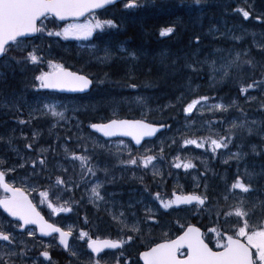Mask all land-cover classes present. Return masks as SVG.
Returning <instances> with one entry per match:
<instances>
[{"label":"snow or ice","instance_id":"snow-or-ice-1","mask_svg":"<svg viewBox=\"0 0 264 264\" xmlns=\"http://www.w3.org/2000/svg\"><path fill=\"white\" fill-rule=\"evenodd\" d=\"M118 2H123L125 9H136L142 5L139 0H0V61L4 62L6 67H11L8 61L15 60L16 64L27 66V64L44 63L42 57L36 53L37 48L28 50L29 38L40 34L41 36L46 33L48 37H63L65 40L70 37L75 39H88L93 33L99 29L101 32L106 29H119L120 25L112 19L100 20L96 14V10H107L109 7H114ZM193 3L199 5L202 0H193ZM241 13L243 18L247 20L251 12L244 9H236ZM88 14L91 17L86 23H68L61 30H55L58 26L55 20H49V17H55L59 21H67L70 18L75 20L84 17ZM48 21L53 25L52 29L48 28ZM212 30L210 29V32ZM159 35L161 37H172L176 35V28L168 26L160 29ZM190 44H195L197 47L200 44V37L197 35ZM262 53H264V42L258 44ZM13 50L21 53L20 59L10 57L9 53ZM104 56L98 57L101 63H107L113 59V50L109 47H104ZM118 53H126L119 58L126 62L138 61L139 56L136 51H130L120 46L117 50ZM195 57V53L193 54ZM167 54L160 53V63L166 75H173L183 70H190L194 74H199L204 71V66H208L210 77L213 81L219 76L221 80L226 78H233V73L239 83V92L244 95L245 101L255 100V97L248 95L250 90L261 89L264 90V64L256 62L253 58L249 57V53L236 52L232 56L229 51V57H220L219 65L216 60H209L207 57L203 60L188 57L184 58L183 64H178L176 59L170 63H165ZM49 71H41L40 75L35 79L40 81L41 88L58 89L61 91L84 92L94 83L102 84L104 80L89 78V75L79 74L78 72L70 71L61 63H55L49 59L46 61ZM245 66L251 70L257 67L261 69V79L257 80L254 77H248L251 82L241 75ZM134 67V65H133ZM151 71V68L148 69ZM129 80L133 79L132 69L128 73ZM107 74H105V77ZM128 87L135 88L136 85L129 83ZM139 99V98H138ZM178 101L180 98H177ZM210 100L208 96H200L199 99H194L183 107V112L191 114L197 105L207 104ZM240 106L236 101L231 104L225 105L223 103L213 104L211 110H220L227 112L229 108ZM53 117L64 119V112L56 111L55 105H44ZM243 112V109H240ZM31 116V113L29 114ZM115 116V113H114ZM19 123L25 124L28 121L20 120ZM217 123H223L219 121ZM256 121L250 123L247 119L237 123L233 121L231 127L226 130L224 134H215L213 138L212 129L209 128L210 133L207 137L186 138L185 133H181L182 143L181 149L188 145H194L197 149H204L208 151L211 148V153L216 154L219 149H226L229 151L230 159L240 161L244 159L248 153L238 151L232 153L229 145L233 144L234 137L239 133L246 130L249 135L256 133L260 135V144L251 145V153L264 159V127L260 129L255 128ZM90 128L97 132L103 133L105 137H131L136 145H141L144 137H152L162 128L169 129L171 125L161 123L159 127L155 124L148 122L146 118L141 119H109L107 123H92ZM199 131V130H197ZM195 135V133H192ZM36 134H33V142L25 145L26 149L33 151V144L35 142ZM4 137H0L3 140ZM27 139V138H25ZM78 139H83L82 137ZM7 143L11 144V138ZM177 141L173 138L172 144ZM142 146V145H141ZM171 147V145H169ZM243 147V146H241ZM259 149V150H258ZM13 151H16L13 149ZM109 151L111 149L109 148ZM121 151L119 145L117 146V153ZM88 149L84 148L85 154H77L75 151H69L65 148V159L73 163L72 172L79 176V181L68 177L69 169L62 165H55L49 167V154L55 153V149L40 148L36 156H29L28 158L20 157V162L10 163L9 160L0 158V189L3 194L0 195V208L13 219L0 220V242H3L5 251L0 252V264H53L49 248L53 247L52 244H43L39 242L38 255H33V249L38 247L35 242L36 231L29 228V225H36L39 228L41 236H53L58 234L59 245H62L64 250L67 251L75 260L70 261V264H102L104 256L101 255L104 249H124L127 244L129 247L136 240H141L144 235V230L141 224L147 225L151 231L154 227H168L171 229L175 227L176 231L180 234L176 235L173 239L170 236V231H162L161 240L159 242L153 241L154 246H148V249L139 252V259L143 264H264V202L252 203L249 206L247 196H238L234 191L239 189L242 193L251 195L257 191L258 188L264 187V165L261 170L249 171L245 168L243 174L237 170L230 185L226 184L224 193L218 196H213L208 190V185H203V191H192L189 194H176L171 193V198H165L161 192L157 191L153 194V198L159 201L161 208L165 210L163 214L154 212L151 208H145V215L142 220H135L132 223L127 222L124 212H119L118 215L113 214L112 220L120 225V232L126 237L125 239L118 240H94L92 236L83 229H77L74 225H68L67 229L58 227L55 223H49L44 219L36 205L28 199L25 191L20 187L14 186V183H9L8 179L15 180V177L10 175L17 171V168H26L30 166V171L33 177L39 180L43 177L46 183L37 186L31 180H22L21 183H27L32 191L38 192L41 202L47 203L51 213H71L73 211L72 204L75 203L71 198L64 199L68 192L81 186V182L87 184L86 177L91 175L96 176L97 167L92 164V156L87 154ZM164 148L161 147L159 153L153 152L151 148H144L143 152L137 149L134 154L132 149L127 150V159L121 160V163L132 165L135 167H143L148 169L150 166L155 168L154 161L163 159ZM17 155L19 153L17 152ZM79 162V172H76L75 162ZM225 164L229 160H224ZM171 167L176 169L183 168L185 170L194 169L196 165L191 161L182 162L181 157L177 155L173 158ZM160 175L161 184L166 183L162 173L153 172V176ZM141 181L143 178L141 177ZM255 181L256 187L253 186ZM102 185L97 183L91 187L92 193L91 202L103 201L104 197L98 190ZM196 189L201 186L197 184ZM41 188L43 190H41ZM147 190V186H145ZM238 203L230 206L231 210H224L218 207L220 200L227 202L230 198H237ZM62 201V202H61ZM181 205L191 206L185 208L183 211H192L199 209L201 215L204 212L208 213L209 225H205V230L202 231L201 227H197L188 222L187 217L184 222H181L177 217L174 221H163L158 218V215H171L167 210L179 209ZM213 205H216L214 208ZM131 207V205H129ZM260 208L261 211L257 214L256 209ZM135 214H133L134 216ZM151 221V224H149ZM85 224L88 223L85 218ZM76 234V239L84 240L87 248L91 250L87 254V260H81V253L70 245V238ZM32 238L26 241L23 237ZM214 238V244H213ZM55 239V237H53ZM142 242V240H141ZM31 245V246H29ZM213 245V246H210ZM182 249L186 252L181 253ZM126 251V249H125ZM92 254H95L94 256ZM43 257V260L39 258ZM123 258V260H122ZM116 264H137L136 261L131 259V256L124 257L123 252L120 257H114Z\"/></svg>","mask_w":264,"mask_h":264},{"label":"rangeland","instance_id":"rangeland-1","mask_svg":"<svg viewBox=\"0 0 264 264\" xmlns=\"http://www.w3.org/2000/svg\"><path fill=\"white\" fill-rule=\"evenodd\" d=\"M50 19L51 18L49 17V20ZM89 20H91V18L85 21L70 23H86ZM47 22L48 21H45V23ZM64 26L65 25H62V28ZM62 28L55 30H61ZM94 35L95 32L88 39H75L70 37L67 40L72 43H77L75 44V47L68 48L64 47V41L66 40L63 37H48L45 33L48 42L47 44H41L40 48H44L45 50L48 49L49 52L44 56H39L43 58L45 61L44 63H29L27 66H24L18 65L10 59L8 63L11 67H6L4 62L0 61V137H4L3 140H0V158L7 159L10 163L14 164L20 162V157L28 158L29 156H36L40 148L47 149L51 146V148L55 149V153L49 154V167L62 165L69 169L67 174L68 177L79 181V176L72 172L74 166L73 163L65 159V148L69 149V151H75L77 154H85L84 148L86 147L88 149L87 154L92 156V164L97 167L96 176L93 177L90 174L87 175L86 180L88 183L85 184L81 182V186L76 194L74 189L72 192H68L64 196V199L71 198L72 200H77V202L72 204L73 208L80 207V209L84 210L82 207L84 206L89 209L93 216L91 215V223L87 224L84 222L85 219L79 217L75 212L68 217H66L68 213L64 212L55 214L51 213L47 203L41 202L39 193L32 191L27 183H21L22 180L26 179L31 180L37 186L46 183L43 177L40 178L43 181L42 183H40V179L37 181L36 178L32 176L29 166L26 168H17L16 173L10 174L15 177V180L13 181L12 179H9V183H14V186L20 187L25 191L31 197L36 207L50 222L65 228V230L68 225H74L77 229H83L88 232L93 238L113 237L117 239H125L126 237L120 232L121 226L112 220V215H118L119 212H124L127 222L132 223L135 220L143 219L146 207L151 208L158 214H163L165 210L160 207L159 201L153 198L155 192H161V195L167 199L171 197V193L174 191L176 194H189L194 190L197 192L203 191V185L205 184L208 185V190L210 192V182L212 181L213 183L216 179L214 164H219V167H222L223 171H219L220 184L212 186L211 190H222L223 193L225 185H230L238 169L241 174L244 173L245 168L249 171L255 170L256 172L261 170V166L264 165L260 161L262 158L253 155L250 150L252 144H260L261 137L256 133L249 135L246 130L239 133L237 137H234L233 144L229 145V149L232 153L238 151L248 153V155L240 161L230 159L229 151L226 149H219L216 154L211 153L210 147H208L207 152L204 149L195 148L194 145H188L181 149L180 145L182 140H176L174 134H165L155 141L147 143L139 151L143 152L144 148H151L153 152L159 153L160 148L163 147V157H168L169 161L165 162V159L154 161L156 167L152 168L150 166L148 169H144L142 166L135 167L121 163V160L127 159V150L129 148L132 149L134 154L136 153L133 146L125 141H103L101 138L90 133L84 115H87L89 118L91 114H95L100 121H106L112 118H129L127 115L137 113L139 119L142 118L143 114V118L150 121V111L144 109L150 99L148 96L131 94V97L125 96L122 99L119 96L116 98L109 97L107 98L108 101L106 102L104 110H97L94 106L86 105L87 102H90V97L83 99L84 101H82L77 98L47 95L52 98L51 102H48L41 93L43 88L40 87V81L35 79V77L43 70L39 69V66H47L48 68L46 61L51 59L55 63L63 64L65 68L75 69L78 73L84 74L86 72L96 80L101 76V73H103L102 69L105 65L112 62L114 59L107 63H101L98 60V57H103L104 52H86L84 53L85 56L90 54L92 57L85 59L82 58L83 53L76 52L85 47L83 41L91 39ZM39 41V39L36 41H28V50H32L33 46L30 47L31 44L38 43ZM262 41H264L262 36L261 38L258 37L256 41L252 40L256 48H259L258 44ZM238 43H241V41H238ZM14 52L19 51H11L9 53L10 57H13ZM238 52H242V50H238ZM206 56L211 60H216L217 65H219L220 57H229V54L225 49H216L208 50ZM206 68H208L207 65ZM49 70L50 69L48 68V71ZM219 79L220 77L217 76L216 80ZM258 89L259 88L256 90ZM236 93L239 99H235L240 103L239 101L242 100L244 95L239 91ZM153 103H158V101H154ZM217 103L228 105L226 102L224 103L221 101H218ZM217 103H210V101H208L207 104L202 102V104L197 105V107L193 109V115L196 114L193 119L195 120L203 114L200 119L204 122L207 121V123H210L212 126L213 121L218 118V120L223 121L222 124L224 125V130L230 128L233 121L239 123L245 119H247L249 123L253 120L256 121V129L264 127V119L262 116H249L239 110L232 111L231 108H229L227 112L211 110V106ZM244 103L246 104L247 102L245 101ZM46 104L55 105L56 111L64 112V119L53 117L50 113L44 115V113L48 111L44 108V105ZM85 106L89 109L85 108ZM105 111H108V116H105ZM30 113L31 116L29 115ZM163 113L164 112L161 111V109H158V116ZM20 120L28 121V123L22 124V126L19 127L21 125V123H19ZM34 133L36 134L35 142L33 144L34 150L29 151L25 148V145L33 142ZM211 134L213 135V138H215L216 132H212ZM209 135V131L201 133V136L203 137ZM80 137L83 139H78ZM9 138H11V144L7 143ZM173 138L177 141L176 144H172ZM118 145L121 149L119 153H117ZM169 145H171V147H169ZM109 148L111 151H109ZM13 149L16 151H13ZM17 152L19 155H17ZM177 155L181 157L182 162L191 161L196 167L188 170L171 167L173 158ZM226 159L229 160L228 164L224 163V160ZM75 167L76 172L78 173V161L75 162ZM137 172H140V174ZM153 172L162 173L166 183L161 184L160 175L154 177ZM146 176L148 178H146ZM208 176L209 178H207ZM141 177L143 178V181H141ZM137 180H140V188H135L136 184L134 183ZM97 183L102 185L98 190L104 197V200L97 201L94 204L91 202L92 193L90 189ZM197 184L201 186L199 189H196L195 187ZM254 184L255 181L253 182V186L256 185ZM145 186H147V190H145ZM41 190L43 189L41 188ZM234 191L238 196H247L249 206H251L252 203L258 204L264 202V190L263 192L259 191V199L256 197V192L258 190L251 195L244 194L239 189ZM2 194L3 193L0 189V195ZM229 200L238 203V197L230 198ZM129 205H131V207ZM167 211L171 213V215L163 219V221H174L177 217L185 218L191 216V211L186 212L176 209H169ZM260 211V208L256 209L258 214ZM133 214L135 215L133 216ZM161 216L162 215H158V218L162 219ZM0 220H5V216L2 213H0ZM189 223L196 224L190 221ZM149 224H151V221H149ZM141 227L144 230V235L141 238L142 242L141 240H136L132 243L131 247L126 244V250L135 251L139 254V252L148 249V246H153V241L159 242L161 240L162 231H170L171 238H175L176 235L179 234L176 230H173L174 227L171 229L168 227H164L163 229L160 227H154L151 231L147 225L141 224ZM23 239L28 241L32 238L25 236ZM35 242L38 244V247L33 249V255H38L39 242H43V244L53 245V247L49 248L53 264H70V261L75 260V258L71 257L68 252L64 253L57 246L56 239L43 240L36 235ZM71 246L81 253L82 261L87 260L86 243L84 240L76 239V234H74ZM3 251H5L3 248V242H0V252ZM133 252L130 253V256L131 259L135 261V258H132ZM114 257L117 256H105L102 264H114ZM39 259L43 260V257H40ZM44 264H48V262L45 261Z\"/></svg>","mask_w":264,"mask_h":264},{"label":"trees","instance_id":"trees-1","mask_svg":"<svg viewBox=\"0 0 264 264\" xmlns=\"http://www.w3.org/2000/svg\"><path fill=\"white\" fill-rule=\"evenodd\" d=\"M250 1L258 5L259 8H254L255 11H251V15L245 20V23L249 25L251 29H259V25L264 21V0H202L199 6H195L193 0H139L142 6L136 9H125L123 2H121L106 11L98 13L97 16L100 20L112 19L115 23L120 25V27L119 29H106L103 32L100 30L97 31L93 41L88 42L87 49L79 50L83 53L92 51L101 53L104 52L103 48L106 46L113 50L114 60L105 65L103 69H105L106 72L101 73V76L97 78L104 80V83L97 84L94 87L92 94L89 96L91 98L90 102H87L86 105L94 106L97 110H104L106 102L108 101L107 98L109 97L116 98L119 96L122 99L125 96L131 97V94L148 96L150 99L144 109L150 111V121L171 125L166 133L174 134L176 140H181V133H185L186 138L189 139L200 137L203 130L198 125L190 128L179 127L181 123L179 122L180 113L177 112L175 120L174 114H172L171 108L168 105V100L174 93H179L187 87L191 88L193 96L189 101L183 104V107L192 100L204 96V94H200L203 91L201 88L207 87L208 81L211 80L208 68H206L205 65V70L199 74H194L190 70H183L173 75H166L163 65L160 63V53L164 52L167 54L165 63H170L173 59H176L178 64H183L185 57L189 59H205L207 57L204 52L206 48L216 50L222 49V46L215 43L211 44L213 42L205 35L191 31L190 22L194 21L199 26L205 25V28L211 29L215 26L216 21H219L220 18L224 16L227 17L228 22L231 23L232 17L229 14L237 12L236 9L238 8L247 9L251 7L247 4ZM164 15L165 17H163ZM241 17L243 18L242 14ZM165 18L167 22L164 23L163 21ZM158 22L163 24H159ZM55 23L59 26L57 22ZM46 24H48L49 28H53L51 23L47 22ZM165 24H167V27L173 26L176 28L175 36L170 38L161 37L159 35L160 29L165 28ZM56 29H58V27ZM220 32L222 33L223 31ZM197 35L200 37V44L198 47L195 44H190V41L194 40ZM38 37L40 41L31 44L30 47H36L38 49L36 54L38 56H44L49 50L40 48V45L47 44L48 40L45 34L42 36L39 34ZM120 46L130 51L137 52L139 60L133 62L134 67L127 65L125 60L119 58L122 55H126V53H118L116 51ZM64 47H75V44L72 42L66 43ZM194 53L195 57H193ZM22 55H26V53H13V57L16 59H20ZM89 57L92 56L90 54H88V56L83 54L82 56L84 59ZM249 57L260 64H264V53H262L260 49L254 50L249 54ZM208 59L211 60L210 58ZM13 61L16 63L15 60ZM130 68L132 69L134 77L131 80H129L127 75ZM149 68H151L150 72L148 71ZM245 68L254 78L257 79L256 76H261V69L259 67L255 70H251L248 66H245ZM39 69L48 71L47 66H39ZM105 74H107L106 77ZM259 79L261 78L257 80ZM129 83L135 84L136 87H128L127 85ZM193 83H202L203 86L195 87L192 85ZM211 100L213 99L209 101ZM154 101H158V103H153ZM85 108L88 107L85 106ZM158 109H161L164 113L158 116ZM107 114L108 111H105V116ZM195 115L184 114V117L186 116L185 118L190 121ZM127 117L139 118L137 113L127 115ZM21 126L22 124L19 127ZM193 132L195 135L192 134ZM163 159H165V162L169 161L168 157H163ZM146 178L148 177L146 176ZM211 188L212 186L210 187V193H213L214 197L223 194L222 190H211ZM258 191L263 192V190ZM235 204L236 203L232 200L224 202L221 199L218 207L224 210H231L230 206ZM213 207L215 208L216 205H213ZM168 216L169 215H162V220ZM207 217V212H204L202 216L200 210L196 209L191 211V216H188L187 220L188 222L196 223L205 230L204 226L210 224ZM180 220L184 222L183 217H180ZM174 230H176L175 227Z\"/></svg>","mask_w":264,"mask_h":264},{"label":"bare ground","instance_id":"bare-ground-1","mask_svg":"<svg viewBox=\"0 0 264 264\" xmlns=\"http://www.w3.org/2000/svg\"><path fill=\"white\" fill-rule=\"evenodd\" d=\"M247 4L251 6L246 9L250 12L255 11L254 8H259L258 5L253 4L251 1ZM199 5L195 4V6H199ZM229 15L232 17L231 23L228 22L227 17L223 16L220 18L219 21H216L215 26L211 28L212 30L211 32H210V29L205 28L206 27L205 25L199 26L194 21L190 22V29L191 31H194L198 34L205 35L207 38L211 39V41L213 42L211 44L215 43V44L221 45L222 49H225L228 54H229V51H231L232 56H234L235 53L238 52V50H242V52L247 51L249 54L252 53L254 50H259V48H256L254 46L252 40L256 41L257 38L258 37L261 38V36H262V39H264V21H262L261 24L259 25V29H251L250 26L245 23V19L241 17L240 13L232 12ZM163 17H165V15ZM163 22L164 23L167 22V19L165 18ZM158 23L163 24L160 22ZM164 26L167 27V24H165ZM220 31H223V32L221 33ZM238 41H241V43H238ZM208 50L210 49L206 48L204 52L206 53ZM133 62L131 63L127 62V65L133 66ZM245 70L246 68H244L243 74L241 75H243L244 78L247 80V82L250 83L251 79H248V77H253V75L250 72H248V70L246 71ZM102 72L105 73L106 70L102 69ZM256 77L257 79L261 78V76L259 75ZM192 85L195 87L203 86L202 83H193ZM201 89L203 91L200 94H204V96L206 95L210 97V99H213L210 101V103H217L218 101H221L224 103L226 102L227 104H231L232 101H236L235 98L239 99V97L236 95L237 94L236 92L239 90V83H238V79L236 78L235 73H233V78H226L223 80L219 79L215 81L211 79L208 81V86L207 87L205 86ZM255 90L256 89L249 91L248 93L249 96L255 97L256 98L255 100H249L245 104L244 103L245 97L241 96L242 100L239 101L241 104L236 101V103L240 107L239 108L232 107L231 108L232 111H235V110L241 111L240 109L242 108L244 114L249 115V116L251 115L262 116L264 119V90H261V89H258L256 91ZM64 95L66 96L67 94L64 93ZM192 96H193V93L191 92V88L187 87L186 89L182 90L179 93L177 92L174 93L172 97H170L168 100V105L171 108L172 114H174L175 120H176L177 112L180 113L179 122L181 123L179 124V127L190 128L195 125H198L203 130V132H206L208 131L209 128H212V132L224 134L226 132V129L224 130V125L222 123H217L221 121V120H218V118L213 121L212 126L210 123H207V121L204 122L200 119L203 116V114L200 115L199 118L195 120L191 119L189 121L187 120V118L185 119L186 116L184 117L185 113L183 112V104L189 101L192 98ZM177 98H180V100L178 101ZM191 114H193V112ZM84 117L86 118L88 125L92 123L101 122L98 119L97 115L95 114H91L89 118L87 117V115H84ZM260 161L262 164H264V160H260ZM214 167H215V178L216 179L214 180L213 183L211 181L209 186L219 185L221 182L219 171L222 172L223 169L222 167H219V164L218 165L214 164ZM207 178H209V176ZM134 184H136L135 188L140 187V182L138 180Z\"/></svg>","mask_w":264,"mask_h":264},{"label":"flooded vegetation","instance_id":"flooded-vegetation-1","mask_svg":"<svg viewBox=\"0 0 264 264\" xmlns=\"http://www.w3.org/2000/svg\"><path fill=\"white\" fill-rule=\"evenodd\" d=\"M115 141H118V140H115ZM125 142H127V143H129V144H131L130 142H128V141H125ZM132 145V144H131ZM41 146V145H40ZM26 148V147H25ZM136 151H137V149H135ZM139 150H140V148H139ZM262 160H264V159H262ZM29 170H30V166H29ZM138 174H140V172H137ZM37 180V179H36ZM38 181V180H37ZM43 181L40 179V183H42ZM139 182H140V180H139ZM263 183V182H262ZM41 185V184H40ZM254 187H256V185L254 186ZM140 188V187H139ZM115 190H116V188H115ZM258 190H264V187H262V188H258ZM77 191L78 190H76L75 191V193H77ZM75 202H77V200H74ZM83 208H84V210H82V209H80V207H74L73 208V211L71 212V213H68L67 214V216L66 217H68L70 214H73L74 212L75 213H77L78 214V216L79 217H82L83 219H85V218H87V221H88V223H91L90 221H91V218H92V216H93V214L89 211V209L88 208H86V207H84V206H82ZM82 211V212H81ZM92 215V216H91ZM93 238V237H92ZM93 239H99V238H93ZM102 239H105V238H102ZM107 239V238H106ZM108 239H112V240H118L117 238H113V237H111V238H108ZM72 241H73V238H72V240H71V243H70V245L72 244ZM86 247V254H88V253H90V251L88 250V248H87V245L85 246ZM64 253H67V251H63ZM123 252V254H124V257H128L129 255H130V253L131 252H133V251H129V250H126L125 251V246H124V249H121V250H118V251H106V252H103V253H101V255H104L105 253H107V255H105V256H108V255H115V256H117V257H120L121 256V253ZM63 253V254H64ZM93 255V254H92ZM94 256V255H93ZM104 256V257H105ZM132 258H135V261H137L138 262V264H140V260H139V254H138V252H133V256H132ZM139 261H138V260ZM122 260H123V258H122ZM114 264H116V261H114Z\"/></svg>","mask_w":264,"mask_h":264},{"label":"water","instance_id":"water-1","mask_svg":"<svg viewBox=\"0 0 264 264\" xmlns=\"http://www.w3.org/2000/svg\"><path fill=\"white\" fill-rule=\"evenodd\" d=\"M119 3V2H118ZM98 11H102V10H96V12H98ZM86 16H88V14H85V16L84 17H80V18H77V19H75V20H73V19H69V20H67V21H59V20H57L55 17H53L55 20H57L58 22H61V23H64V22H68V21H77V20H82V19H84ZM37 35V34H36ZM35 37V36H34ZM31 38H33V37H31ZM71 71V70H70ZM91 88H92V86L91 87H89L88 89H86L84 92H79V91H76V92H72V91H61V90H58V89H49V88H45L47 91H55V92H59V93H66V94H84V93H88L90 90H91ZM157 127H159V125L160 124H155ZM89 129L92 131V132H95V133H97V134H99L100 136H102L103 138H105V139H114V138H124V139H129V140H131L132 142H133V144L136 146V147H140L145 141H147V140H153V139H155L160 133H162V132H164L166 129H164V128H162L159 132H157L154 136H152V137H144V139L141 141V145H136L135 144V141L131 138V137H121V136H117V137H105L104 135H103V133H101V132H97V131H95L94 129H92V128H90L89 127ZM28 197V196H27ZM29 199V198H28ZM30 200V199H29ZM184 205H181L180 207H183ZM2 209V208H1ZM3 210V209H2ZM4 211V210H3ZM6 213V212H5ZM7 214V213H6ZM12 218V217H11ZM13 219V218H12ZM45 219V218H44ZM46 220V219H45ZM31 226H33V227H36L37 228V234H38V236L39 237H44V238H48V237H50V236H41L40 235V232H39V228H38V226H36V225H29L28 227H31ZM198 227V226H197ZM202 230V229H201ZM53 235H58V234H53ZM52 237V236H51ZM99 241H103V240H99ZM70 242V241H69ZM61 247H63L62 245H60ZM105 250H114V249H104L103 251H105ZM182 250H184V249H182ZM142 261V260H141ZM142 263H143V261H142Z\"/></svg>","mask_w":264,"mask_h":264}]
</instances>
